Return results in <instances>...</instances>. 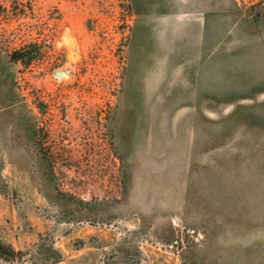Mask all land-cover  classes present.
<instances>
[{
	"label": "rangeland",
	"instance_id": "1",
	"mask_svg": "<svg viewBox=\"0 0 264 264\" xmlns=\"http://www.w3.org/2000/svg\"><path fill=\"white\" fill-rule=\"evenodd\" d=\"M0 243L264 264V0H3Z\"/></svg>",
	"mask_w": 264,
	"mask_h": 264
},
{
	"label": "trees",
	"instance_id": "2",
	"mask_svg": "<svg viewBox=\"0 0 264 264\" xmlns=\"http://www.w3.org/2000/svg\"><path fill=\"white\" fill-rule=\"evenodd\" d=\"M30 0H28L29 2ZM0 9H3V0H0ZM38 56L36 46L33 44H30L29 46L15 51L11 55V59L14 62H21L25 65H29L32 63L36 57ZM17 254L10 250L8 246H5L3 243H0V257L2 258H9V257H16Z\"/></svg>",
	"mask_w": 264,
	"mask_h": 264
}]
</instances>
